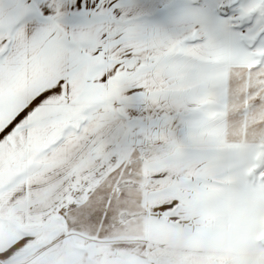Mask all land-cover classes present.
Here are the masks:
<instances>
[{
    "label": "snow or ice",
    "instance_id": "obj_1",
    "mask_svg": "<svg viewBox=\"0 0 264 264\" xmlns=\"http://www.w3.org/2000/svg\"><path fill=\"white\" fill-rule=\"evenodd\" d=\"M0 264H264V0H0Z\"/></svg>",
    "mask_w": 264,
    "mask_h": 264
}]
</instances>
